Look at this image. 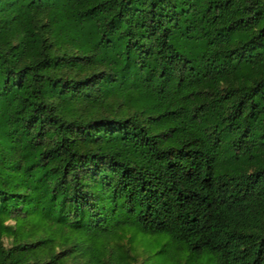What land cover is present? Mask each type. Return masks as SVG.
Segmentation results:
<instances>
[{
    "label": "trees",
    "instance_id": "obj_1",
    "mask_svg": "<svg viewBox=\"0 0 264 264\" xmlns=\"http://www.w3.org/2000/svg\"><path fill=\"white\" fill-rule=\"evenodd\" d=\"M0 264H264V0H0Z\"/></svg>",
    "mask_w": 264,
    "mask_h": 264
},
{
    "label": "rangeland",
    "instance_id": "obj_2",
    "mask_svg": "<svg viewBox=\"0 0 264 264\" xmlns=\"http://www.w3.org/2000/svg\"><path fill=\"white\" fill-rule=\"evenodd\" d=\"M9 224H13V223L11 222V223H9Z\"/></svg>",
    "mask_w": 264,
    "mask_h": 264
}]
</instances>
